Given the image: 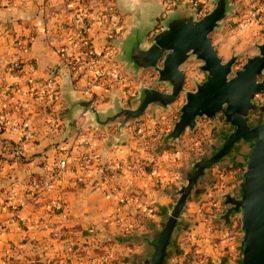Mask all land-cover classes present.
Listing matches in <instances>:
<instances>
[{"label":"crops","instance_id":"crops-1","mask_svg":"<svg viewBox=\"0 0 264 264\" xmlns=\"http://www.w3.org/2000/svg\"><path fill=\"white\" fill-rule=\"evenodd\" d=\"M196 1L197 5L189 0H176L175 6H169L166 0H0V262L5 259L3 264H136L130 261L131 257L148 253L132 237L151 234L162 227L176 200L172 191L180 186V170L187 169L193 158L214 144L216 127L210 120H199V128L207 122L202 129L205 140L201 151L197 152L196 142L186 146V138L192 140L195 134L184 133L174 147L165 149L172 151L183 144L179 157L157 151L156 147L135 152L130 132L136 124L126 129L125 141L114 143L116 127L97 130L90 125L85 110L72 108V104L87 99L98 111L106 112L113 104L114 95L128 107L126 103L132 94L123 95L120 89L98 86L93 87L91 94L84 93L74 72L76 63H70L57 52L56 45L46 41L43 28L70 20L78 11L87 12L95 22L86 41L99 51L114 46L117 56L118 42L125 38L138 17L157 19L158 25L146 37L147 43L163 29L162 21L167 13L177 7L196 9L198 17L201 9L207 13L214 6L213 0ZM238 3L236 0L235 4ZM105 5L112 14L104 23L97 20V15ZM224 28L215 31L211 39L218 55L227 61L239 53L231 51L224 59L212 37ZM28 35L33 37L29 50L19 53L15 41ZM252 48L246 56L239 54V59L258 54L257 47ZM18 59L24 64L23 71L6 76L5 67ZM198 64L190 60L183 67L188 90L195 88V81L204 79V74L196 68ZM52 76L57 78L60 94L54 105L17 92H26L28 79L39 84ZM133 78L137 86V79ZM152 81L150 78L146 85L158 88L151 85ZM183 97L151 117L146 112L142 119L153 125L151 118L161 117L160 123L168 122L173 127ZM254 99L263 103L264 93ZM25 118L31 120L35 133L30 139L25 138L20 126ZM249 149L248 143L238 144L222 164L211 168L200 181L182 214L167 264H239L241 242L239 233L235 232V219L231 226L222 228L213 219L211 210L200 207L214 184L238 193L239 175ZM89 151L96 155L99 164L113 170L112 186L130 187L133 203L118 204L102 190L94 189L91 181L78 185L74 171L66 172L62 179L55 177L58 162L66 152L75 160ZM93 168L94 179L99 172L97 166ZM60 204L64 205L61 209ZM118 219H124V225Z\"/></svg>","mask_w":264,"mask_h":264},{"label":"water","instance_id":"water-1","mask_svg":"<svg viewBox=\"0 0 264 264\" xmlns=\"http://www.w3.org/2000/svg\"><path fill=\"white\" fill-rule=\"evenodd\" d=\"M213 4L201 18L196 9L177 7L167 13L163 29L147 43L146 37L158 25L157 19L138 17L118 42L115 60L136 79L140 70L152 69L158 76L156 84H164L166 91L141 84L138 96L127 101L134 102L135 107H125L114 95L106 112L98 111L87 99L72 104V108L85 110L90 125L97 130L116 127L112 140L118 143L127 139L126 129L138 123L143 114L167 110L183 94L178 117L156 146L157 151L174 147L186 131L193 133L199 120H210L216 127L214 144L193 158L187 169L180 170V186L172 191L176 200L162 227L151 234L132 237L148 249V253L130 258L136 264H167L193 191L209 170L222 164L242 142L248 143L250 149L239 175L238 193L221 196L224 208L213 219L223 228L238 218L242 233L239 264H264V102L254 99L255 94L264 93V42L255 43L258 54L247 57L241 68L235 69L239 54L224 61L211 35L224 27L223 22L235 5L231 0H213ZM190 60L198 62L196 68L204 74L201 82L195 81L193 90L185 87L183 68Z\"/></svg>","mask_w":264,"mask_h":264},{"label":"built area","instance_id":"built-area-1","mask_svg":"<svg viewBox=\"0 0 264 264\" xmlns=\"http://www.w3.org/2000/svg\"><path fill=\"white\" fill-rule=\"evenodd\" d=\"M194 5H197L196 0H189ZM169 6H175L176 0H166ZM110 10V9H109ZM112 10H110L111 12ZM108 11V13H110ZM99 14L97 15L99 22H106L109 20V15ZM206 13L203 9L199 12L198 17H202ZM95 22L87 12L78 11L74 16L67 21L54 24V26H45L43 28V34L46 41L52 45L57 46V52L64 55L70 63L75 64V74L78 81L82 83V89L84 93L91 94L93 87H103L105 89L113 90L115 88L120 89L123 95L132 94L136 89L135 80L128 74L125 77V70L123 66L118 64L115 60L116 49L114 46H107L104 50H97L92 44L86 41L87 34L89 33L91 26ZM33 39L32 35L26 37H19L15 41V48L19 53H26L29 50L30 42ZM58 43H60L58 45ZM80 55H75L79 53ZM82 53V54H81ZM24 64L22 60H15L10 62L5 67L6 76H14L23 71ZM123 71V72H122ZM5 79V78H4ZM12 86H8L11 89ZM16 93V91H14ZM28 93L32 97H36L42 102H46L48 105H54L59 99V88L56 76L50 77L48 80L37 83L33 79H28L25 91H17ZM259 95L255 94L254 98ZM261 100V99H260ZM163 120L161 117L155 118L153 125H150L147 120L142 119L138 122L132 132H130V140L134 144L135 152H143L149 149H154L158 143L161 142L164 134L170 131V124L167 122L160 123ZM31 120L25 118L20 126L24 132V136L27 139L32 138L35 134L33 127L31 126ZM167 151V150H164ZM172 157H179L181 155L180 149L167 151ZM19 154V152H17ZM97 166L98 177H92L93 166ZM68 171H74V180L78 185H84L91 181V185L94 189H100L106 196L114 198L120 205H129L134 202V198L130 193V187L125 186H112V172L105 165L99 164L96 155L89 151L86 155L71 160V155L66 152L63 158L60 159L55 174L56 178L62 179L63 175ZM64 205H59L58 208H63ZM119 223H125L124 219H118ZM7 260L3 259L0 264L5 263Z\"/></svg>","mask_w":264,"mask_h":264},{"label":"rangeland","instance_id":"rangeland-1","mask_svg":"<svg viewBox=\"0 0 264 264\" xmlns=\"http://www.w3.org/2000/svg\"><path fill=\"white\" fill-rule=\"evenodd\" d=\"M99 1V0H98ZM232 3L236 6H234L233 11L230 13V15L224 20V31L221 33H215L212 37L214 41H217L219 47V52L222 54L224 59H227L229 56V53L231 51L237 52L239 54H243L244 56L248 55L250 51H253L252 47L255 46V43H261L264 39V0H239L238 4H235L236 0H231ZM246 3V4H243ZM103 5V2L102 4ZM108 11L110 12L109 8L105 5L102 7V9L99 10V14H107ZM111 13V12H110ZM108 13V15L110 14ZM201 18V17H198ZM257 51V50H255ZM241 61V59H239ZM246 60L243 59L241 62H239L235 67V69L241 68L242 64H244ZM117 62V61H116ZM118 64H121L118 62ZM122 65V64H121ZM123 69L125 70V77H128V74L132 75V72L125 69L123 66ZM234 69V70H235ZM141 71V72H140ZM139 74L137 75V86H135V90L132 92V97H137L139 92V86L141 84L146 85V81H148L150 78L153 79L151 84L157 85V89H163V91H166L164 84H156L157 81V73L153 70L151 72L146 73L145 70H140ZM150 71V69H149ZM123 72V71H122ZM135 80V79H134ZM141 80L142 83H139ZM149 84V83H148ZM147 84V85H148ZM183 96V94L180 95V97ZM131 97V98H132ZM184 98V97H183ZM130 99V98H129ZM179 99V98H178ZM177 99V100H178ZM176 100V101H177ZM127 101V100H126ZM184 103V102H183ZM126 106L135 107L136 104L134 102L132 103H126ZM157 113V112H156ZM155 112H148V117L153 116L156 114ZM146 114H143L139 120V122L142 120V117ZM137 124V123H136ZM207 125V122H203L201 127L196 128V130L193 133H188L187 135L195 134L194 137H192V140L190 137L186 138L185 144L188 147V144L196 142L198 145L197 152L199 153L202 149V143L205 140L203 137L202 129ZM184 135V134H183ZM201 135V136H200ZM178 149L181 151L183 150V144L182 146L178 145ZM194 152V151H193ZM244 170V168H243ZM242 170V171H243ZM231 176V175H230ZM234 177V176H232ZM239 182L241 183V180L239 179ZM215 185V186H214ZM213 187H211L210 190L206 193L205 197L207 198L202 202V205L200 208H207L211 210L212 217L215 218L217 215L222 212L223 205H222V197L225 194H234L231 191H226L224 187L217 186L214 184ZM233 181L229 183V187L232 188ZM237 222V226L235 229V232L239 233V237L242 236L241 233V225L238 222V218H234ZM241 254V252H240Z\"/></svg>","mask_w":264,"mask_h":264}]
</instances>
